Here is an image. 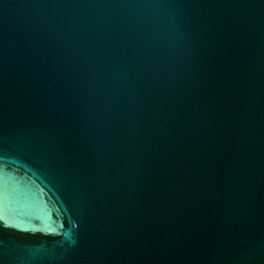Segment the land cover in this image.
Masks as SVG:
<instances>
[{"label": "water", "instance_id": "1", "mask_svg": "<svg viewBox=\"0 0 264 264\" xmlns=\"http://www.w3.org/2000/svg\"><path fill=\"white\" fill-rule=\"evenodd\" d=\"M0 264H264V0H0Z\"/></svg>", "mask_w": 264, "mask_h": 264}]
</instances>
